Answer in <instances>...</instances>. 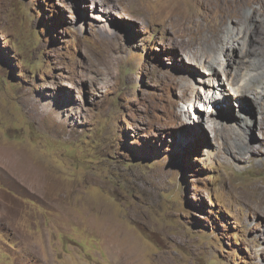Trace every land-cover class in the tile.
I'll return each mask as SVG.
<instances>
[{
    "label": "rangeland",
    "instance_id": "rangeland-1",
    "mask_svg": "<svg viewBox=\"0 0 264 264\" xmlns=\"http://www.w3.org/2000/svg\"><path fill=\"white\" fill-rule=\"evenodd\" d=\"M243 1L200 58L170 18L203 37L204 0H0V264H264V0Z\"/></svg>",
    "mask_w": 264,
    "mask_h": 264
},
{
    "label": "bare ground",
    "instance_id": "bare-ground-1",
    "mask_svg": "<svg viewBox=\"0 0 264 264\" xmlns=\"http://www.w3.org/2000/svg\"><path fill=\"white\" fill-rule=\"evenodd\" d=\"M98 1V0H97ZM247 1V0H246ZM104 2V1H103ZM233 2V3H232ZM243 0H204V4L206 7H209L210 10L213 11L214 13V21L213 23H209L207 25V31H205V33L203 34V37L202 35L200 36L201 34V29H202V26L200 25V23L197 21V19H195L194 17L195 16H184L182 15L181 18L177 17L176 15H173L171 18H170V23L172 26H175V27H179V29L182 30V33H186L188 36H189V43L191 45H194V44H199L201 45V48L199 49V53H200V58L201 57H204V56H208V51H207V48L205 49L204 47H206L209 43H212L214 42V38H215V34L214 33L215 31L217 32V30H219L221 28V26L224 24L223 21L227 18H233L235 20H238L239 21V25H240V21H241V18L244 16L243 15ZM246 3V2H245ZM252 2L249 0V5L251 4ZM107 4V3H106ZM254 4V3H253ZM252 7V6H251ZM256 9V8H255ZM257 10V9H256ZM178 13L180 12L179 10H177ZM256 11L253 10L251 12V16H250V19L251 18H255V13ZM181 15V14H180ZM243 15V16H242ZM258 16V15H257ZM218 17H221L222 20H218L217 18ZM245 20V19H243ZM178 21H179V25H178ZM223 23V24H222ZM243 23V22H242ZM220 24H222L221 26H219ZM238 25V26H239ZM258 26H261V25H258ZM223 31V30H222ZM238 32V31H237ZM241 32V31H240ZM257 33H259L257 31ZM248 35V34H247ZM235 36V35H234ZM203 38V43H201L199 41V39ZM245 37V36H244ZM202 40V39H201ZM236 40V39H235ZM235 40L232 38L229 39L228 42L225 41V43H222V48H221V52L222 54L225 56V64H226V67H222V69H220L222 72H223V69H227L230 73V71H232L235 75L233 76L232 80L233 82L236 83L237 81V78L238 76L240 75V73L242 72V70H246L248 68V66H251L252 67V64H253V60H248V57H246V59H243V55L242 56H238L237 58L233 57L232 55H230L229 53L225 54V52L228 50V48H235V45L233 42H235ZM246 40V39H245ZM243 43H242V42ZM239 42V40H238ZM244 44V40H240L239 44L241 45ZM260 43V42H259ZM230 44V45H229ZM236 44V43H235ZM247 44V43H246ZM261 44V43H260ZM264 44V43H263ZM190 45V46H191ZM206 45V46H205ZM238 47V46H237ZM244 48V47H242ZM247 48V47H246ZM232 49V48H231ZM238 49V48H237ZM240 49V47H239ZM245 50V49H244ZM255 51L254 54H256V57L258 55V59L260 57H262V54L264 53V50L263 48H258V49H253ZM247 52V51H246ZM241 53H242V50H241ZM240 54V53H239ZM199 58V57H198ZM263 58V57H262ZM261 62V61H260ZM204 67L208 68V69H211L212 71H215V66L216 64L210 62V61H205L202 63ZM262 64V63H260ZM223 65V64H222ZM259 65V64H258ZM256 66V63L254 64V67ZM229 67H230V70H229ZM249 67V68H251ZM258 67V66H257ZM261 67V65H260ZM264 67V66H262ZM264 69V68H262ZM258 78H255L254 77V80L252 79V82L250 83H247L245 84L244 86H242L240 90H237L234 95L237 99H240V98H243V97H247V96H251L252 94L251 93H254V94H261L260 91H259V87H258V81H257ZM239 92V93H238ZM250 93V94H248ZM255 98V103L256 104H260V101H259V98L255 95L254 96ZM257 106V105H256ZM259 107V106H258ZM260 110H263V108H259ZM254 148V147H253ZM256 150V149H255ZM251 150L249 149V145L248 143L246 142H242V144H238L236 146L233 147V154L235 155V157L237 159H244L247 155H249L251 152ZM258 193V192H257ZM259 195L262 196V198H264V193L262 192V190L259 192ZM258 197V196H257ZM264 201V199H263ZM262 205V204H261Z\"/></svg>",
    "mask_w": 264,
    "mask_h": 264
}]
</instances>
